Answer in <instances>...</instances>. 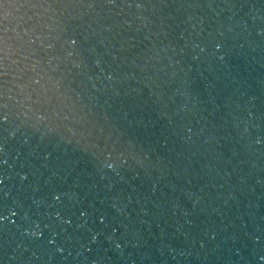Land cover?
<instances>
[{
    "label": "water",
    "instance_id": "95a60500",
    "mask_svg": "<svg viewBox=\"0 0 264 264\" xmlns=\"http://www.w3.org/2000/svg\"><path fill=\"white\" fill-rule=\"evenodd\" d=\"M0 264H264V0H0Z\"/></svg>",
    "mask_w": 264,
    "mask_h": 264
}]
</instances>
